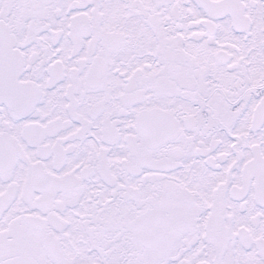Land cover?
Listing matches in <instances>:
<instances>
[{
    "label": "snow or ice",
    "instance_id": "1",
    "mask_svg": "<svg viewBox=\"0 0 264 264\" xmlns=\"http://www.w3.org/2000/svg\"><path fill=\"white\" fill-rule=\"evenodd\" d=\"M0 264H264V0H0Z\"/></svg>",
    "mask_w": 264,
    "mask_h": 264
}]
</instances>
